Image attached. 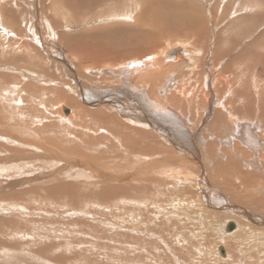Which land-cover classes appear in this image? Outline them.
Wrapping results in <instances>:
<instances>
[{
	"label": "rangeland",
	"instance_id": "1",
	"mask_svg": "<svg viewBox=\"0 0 264 264\" xmlns=\"http://www.w3.org/2000/svg\"><path fill=\"white\" fill-rule=\"evenodd\" d=\"M76 1L0 0V264H264V147L254 154L231 137L264 141V0H90L80 11ZM169 2L189 5L184 13L200 28L172 23L176 41L141 64L161 72L149 80L165 85L158 100L173 92L169 107L196 143L184 148L147 127L140 142L109 138V118L130 131L146 119L122 122L112 105L131 113L133 101L107 96L117 88L108 67L85 70L96 62L83 56L122 46L87 35L132 27L119 13L134 4L135 15ZM76 36L79 48L68 41ZM168 111L158 112L157 127L171 125ZM143 154L156 162L148 174L137 170Z\"/></svg>",
	"mask_w": 264,
	"mask_h": 264
},
{
	"label": "bare ground",
	"instance_id": "2",
	"mask_svg": "<svg viewBox=\"0 0 264 264\" xmlns=\"http://www.w3.org/2000/svg\"><path fill=\"white\" fill-rule=\"evenodd\" d=\"M82 2H79V1H76V11H80V6H82L83 4L85 5H90L91 2L90 0H81ZM160 2V1H159ZM81 3V5H80ZM83 3V4H82ZM4 4V3H3ZM171 3L169 2L168 4V9L165 11H161L159 8L160 5L156 4L155 5H151V4H144L145 8H141L140 11H136L135 15L133 14L134 13V8L137 7L136 4H134L133 7H130L132 8L131 10L129 9V11H126V13L124 12H121L119 13L120 15L122 14H125L124 18H122V20L124 21H128V20H131L132 19V22H133V25L132 27L130 26H126V25H123V24H119L116 25L118 27H114V28H110L108 32L106 33H102L100 34L99 32H101V30L99 31L98 29V33L97 32H91L87 35V33H85L88 37V41H92L95 45L96 43H119L120 46H122L120 52H118V50H116L115 48H112V47H108L109 51L108 50H105L103 52H101L103 49H100V50H94L92 51V53H88L87 55L83 56V58H87V60H89L90 58L94 59V61L96 62L95 64L93 65H90V66H87L85 67V70H90V68H95L96 71H100V70H103L102 68L106 69L105 67H108L107 70L109 71V74H111L110 76H112L113 80L111 77H109L110 79H107L108 81H112L111 83H113L115 85V87L117 86L116 89H114L115 91L112 92V93H108L107 96L109 95H112V96H116L118 100L119 97L123 98L124 100L126 98H128V101H133L132 105L131 106H134L135 109L133 112L131 113H127V112H123L122 110L121 111H118L120 110V107H122L121 105H124L126 103H120V105L118 104H115L114 103V106L112 105V103L110 105H112V107H115L113 109H108L107 111H114V112H119L118 116L120 118V120L124 123H127V124H130L129 122L130 121H133V118H135L136 122H141L142 119H146V125H138V128H135L133 131H130L128 125H124L123 123V126L121 125H118V121L114 118H109V123H110V127L107 129V134L109 135V138H112V139H115V138H120V139H123L122 137H124L123 134L121 133H125V138L127 137V140L128 141H131L132 143L135 142H140V138L141 136H143V134L145 135V133H143L141 130L142 129H151L153 132L156 133V135L158 134L160 137V133L161 131H167L166 134H165V138H169V140L172 138H174V141L175 139L177 141H179L180 143H182L184 145V148H185V145L187 146L186 148L188 147H194L192 145H194L193 143L195 142V136L194 134H192V131H191V128H189L187 125H186V122L183 120V119H180L179 115H178V111H173L170 109L169 106L171 105H174L175 107L177 106L176 102H175V97H174V94H172L173 92H171L167 97L168 99L164 102V104H161L158 100V94L160 91H163L165 92L164 90V84L163 86H161V84L159 85V87H157L156 85L150 83V81H153L154 78L158 77L159 74H161V72H157V71H153V72H149V71H145L144 68V65H142L141 63L144 64V61L141 62L142 60L144 59H149V60H153L152 59V56H156V53H158V50H163V49H166L165 48V45H169V44H172V41L175 40V38L177 37L176 33L177 31H175V29L173 28V24L172 23H175V25L177 24L178 26H184V25H188V27H190L191 29H195L196 26H197V18H193V15H185L184 13V9H187V8H190V6L186 5L184 8H183V5L182 4H173L174 6H171L170 5ZM136 6V7H135ZM140 6V5H139ZM171 6V7H170ZM162 7V6H161ZM159 8V13L157 14L156 12H154L155 9H158ZM139 9V8H138ZM179 12H182V13H179ZM117 15V14H115ZM79 19V18H78ZM120 19V18H119ZM112 20V19H111ZM78 21V20H77ZM65 27V26H64ZM173 29H172V28ZM197 28H200V25L197 26ZM196 28V29H197ZM104 30V29H103ZM97 31V30H96ZM103 32V31H102ZM181 33H179L180 35ZM80 35H81V32H80ZM84 35V34H83ZM84 35V36H86ZM51 36V35H50ZM82 36V35H81ZM61 37V36H60ZM64 37V35H63ZM62 37V38H63ZM66 37V36H65ZM67 38V37H66ZM86 38V37H85ZM84 38V40H85ZM52 39V38H50ZM87 40V39H86ZM187 40V39H186ZM68 41H75L76 42V47L79 48V46L81 45H77V43H81V38H79V36L77 37L76 36V39L73 38V37H70L68 38ZM176 41V40H175ZM178 41V40H177ZM184 41V40H183ZM68 42V43H69ZM83 42V41H82ZM189 42V41H188ZM65 43V42H64ZM87 43V42H86ZM84 43V44H86ZM110 43H109V46H110ZM177 43V42H176ZM184 43V42H183ZM192 43V42H191ZM83 44V43H82ZM67 45V44H66ZM89 45V44H88ZM118 45V46H119ZM113 46V45H112ZM114 47V46H113ZM188 47V46H187ZM74 48V47H73ZM76 48V50H77ZM100 48V47H99ZM105 48H107L105 46ZM69 49H72V48H69ZM85 49V47H84ZM168 49V47H167ZM73 50V49H72ZM71 50V51H72ZM79 50H83V49H79ZM182 50V49H181ZM166 51V50H165ZM77 52V51H75ZM79 52V51H78ZM101 52V53H100ZM178 52V51H177ZM199 52V51H198ZM163 53V52H162ZM176 53V52H175ZM182 53V52H180ZM77 54V53H76ZM84 54V52H83ZM155 54V55H154ZM93 55V57H92ZM126 55V56H124ZM177 55H179V53H177ZM29 56V55H27ZM77 57V56H76ZM171 57V56H170ZM124 58V59H122ZM158 58V57H157ZM176 57H174L173 59H175ZM180 58V57H179ZM77 59V58H76ZM92 59V60H93ZM155 59V57H154ZM166 59V58H165ZM169 59V58H167ZM177 59H178V56H177ZM183 59V58H182ZM40 60V59H39ZM79 60V59H78ZM108 61V62H106ZM155 61V60H154ZM168 61V60H167ZM81 62V61H80ZM85 62V61H83ZM88 62V61H87ZM166 63V62H165ZM80 64V63H78ZM91 64V63H90ZM77 65V64H76ZM183 67V66H182ZM148 68V67H146ZM151 68V67H150ZM169 69L170 67L167 65H165V69ZM79 69V68H78ZM153 69V68H152ZM92 70V69H91ZM94 72V73H97V72ZM152 71V70H151ZM78 72V71H77ZM83 73V72H82ZM103 74V72H102ZM101 74V75H102ZM105 74V72H104ZM164 75V74H163ZM81 76V75H80ZM103 76V75H102ZM115 79H114V77ZM151 78V79H150ZM155 78V79H156ZM159 78V77H158ZM100 79V78H99ZM105 78L102 80V83L103 81H107ZM150 80V81H149ZM157 80V79H156ZM218 80V79H216ZM192 81V80H191ZM207 81V80H206ZM214 81V80H213ZM101 82V81H99ZM171 82V81H170ZM217 82V81H216ZM160 83V82H159ZM157 84V83H156ZM173 84V83H172ZM78 85V84H77ZM113 85V86H114ZM154 85V86H153ZM192 86V85H191ZM78 87V86H77ZM113 87V88H115ZM154 87V89H153ZM179 87V86H178ZM183 87V86H182ZM180 88V90H178L177 88L175 89V91H178L177 93L179 94V98L182 100L184 99L185 95L184 93L187 92L185 87L184 88ZM79 88V87H78ZM113 88H110V90H107L108 92L109 91H112ZM207 88V86H206ZM164 89V90H163ZM214 89V88H213ZM99 90V89H98ZM206 90V89H205ZM209 90V88H208ZM153 91V92H152ZM80 92V91H79ZM150 92H152L150 94ZM192 92V91H191ZM158 93V94H157ZM176 93V92H174ZM189 94V93H188ZM234 94V93H233ZM95 95V94H94ZM151 95H156L157 96V100L156 99H153V97ZM177 94H175L176 96ZM203 95V94H202ZM216 95V94H215ZM214 95V96H215ZM93 96V95H92ZM101 96V95H100ZM162 95H160L159 99L161 100ZM213 96V97H214ZM90 97V96H89ZM163 97V96H162ZM187 97V96H186ZM194 98V97H193ZM191 98V99H193ZM215 98H217L215 96ZM236 98V97H235ZM100 99V98H99ZM200 98H198L199 100ZM228 99V98H227ZM239 99V98H238ZM181 100L179 102H181ZM186 100H188L186 98ZM183 101V100H182ZM192 101V100H191ZM238 101V100H237ZM243 101V100H242ZM85 102V101H84ZM104 102V101H103ZM116 102V101H114ZM119 102V101H117ZM190 101H186L185 103H189ZM193 102V101H192ZM228 102V101H227ZM234 102V101H233ZM195 103V102H194ZM197 103H201L200 101H198ZM209 103V102H208ZM214 103H217V102H214ZM232 103V102H231ZM128 104V103H127ZM185 104V105H186ZM193 104V103H192ZM222 104V103H221ZM72 105V104H71ZM143 105V112L142 110L141 111H135L136 109L137 110H140V106ZM182 105V104H181ZM201 105H203V103H201ZM224 105V104H223ZM79 106V105H78ZM188 106V105H187ZM195 106V105H194ZM221 106V105H220ZM199 107V105H198ZM77 108V107H76ZM109 108V107H108ZM133 108V107H132ZM178 108V107H177ZM187 108V107H186ZM190 108V107H188ZM193 108V107H192ZM192 108H190V110H188V115L192 116L193 117H196V116H193V111H192ZM220 108V107H218ZM169 109V111H168ZM202 109V107H201ZM77 110H80V109H77ZM76 111V117H78L79 115L77 114L78 112ZM104 110L106 109H103V110H100V111H97L95 113V117H99L101 114L103 115ZM133 110V109H132ZM203 110H204V107H203ZM67 111V110H65ZM160 111H168L169 114L173 115L174 117L171 119V121L169 122L171 125H167L166 128H160V127H157L159 126L158 123H156L158 120V117H159V113ZM202 111V110H201ZM213 111V109H212ZM217 111V110H215ZM226 111V109H225ZM129 112V111H128ZM203 112V111H202ZM208 112V111H207ZM205 112V113H207ZM65 113V112H64ZM70 113V111H69ZM79 113H82V112H79ZM94 113V112H93ZM186 113V112H185ZM195 113V112H194ZM210 113V112H209ZM220 113V112H218ZM226 113V112H225ZM228 113V112H227ZM65 114H68L65 113ZM83 114V113H82ZM168 114V115H169ZM232 114V113H231ZM251 114V113H250ZM92 115V113H91ZM129 116L128 118H130L129 120H126L124 119V116ZM186 115V114H185ZM198 115H200L198 113ZM218 115V114H217ZM223 115V114H222ZM190 116H189V121H190ZM219 116V115H218ZM232 116V115H230ZM73 117V116H72ZM102 117V116H101ZM149 117V119H151V121H147V118ZM161 117V116H160ZM22 118V117H21ZM117 118V119H119ZM197 118V117H196ZM229 118V117H228ZM106 119V118H105ZM231 119V118H229ZM69 120V119H68ZM116 120V121H115ZM224 120V119H223ZM160 122V121H159ZM177 122V123H176ZM200 122V121H199ZM202 122V121H201ZM219 122V121H217ZM163 123V122H162ZM211 123V122H210ZM134 124V123H133ZM157 126H156V125ZM167 124V123H166ZM176 124H180L183 128L181 130H179V128L175 127ZM247 124V123H246ZM106 126V125H105ZM108 126V125H107ZM180 126V128H181ZM197 126V125H196ZM231 126V125H230ZM147 127V128H146ZM186 127V128H184ZM213 127V126H212ZM226 127V126H225ZM168 128V129H167ZM227 128V127H226ZM148 129V130H149ZM239 129V128H238ZM244 129V128H243ZM247 129V128H246ZM144 130V131H145ZM147 130V131H148ZM223 130V129H222ZM250 130V129H249ZM252 130V129H251ZM151 131V132H152ZM164 131V132H165ZM209 131V129H208ZM150 133V131H148ZM135 133V134H134ZM194 133V132H193ZM233 133V132H232ZM236 133V132H235ZM226 134V133H225ZM224 134V135H225ZM239 135V134H238ZM241 135V134H240ZM239 135V136H240ZM146 137H149L150 140H153V136L152 135H147ZM171 137V138H170ZM218 137V136H217ZM224 137V136H223ZM231 137H232V140H236L237 142L243 144L244 146H246L247 148L250 149V152L252 151L254 154L255 152L258 151V149L264 147V141L263 140H258L256 141L255 140V137L254 135L248 134V132L245 134V135H242L240 139H237V135L235 136H232L231 134ZM108 138V137H107ZM159 138V137H158ZM156 139V138H155ZM199 139V138H198ZM202 139V137H201ZM78 140V139H77ZM126 140V139H125ZM161 140V139H160ZM209 140V139H208ZM143 141L144 143L146 142L144 139L141 140ZM235 141V142H236ZM151 142V141H150ZM173 142V141H172ZM143 143V145H145ZM175 143V142H173ZM196 143V142H195ZM202 143V142H201ZM151 144V143H150ZM167 144V143H166ZM177 144V143H176ZM175 144V145H176ZM229 144V142H228ZM234 144V148L236 151L239 150V146L238 144H235V143H232ZM171 145V144H170ZM178 145V144H177ZM181 145V144H180ZM263 145V146H262ZM226 146V145H225ZM241 147V146H240ZM141 148V146H140ZM181 148V147H180ZM148 149V148H147ZM151 149V148H149ZM183 149V148H182ZM243 149V148H241ZM138 150V146L137 147H130L129 148V152L130 154L131 153H136L135 151ZM174 150V149H173ZM244 150V149H243ZM149 151V150H148ZM159 151V150H158ZM176 151V150H175ZM246 151V150H245ZM245 151H243L245 153ZM142 152V151H141ZM155 152V150H154ZM247 152V151H246ZM140 153V152H139ZM143 153V152H142ZM145 153V152H144ZM153 153V152H152ZM199 153V152H198ZM205 153V152H204ZM239 153V152H238ZM262 153V152H261ZM137 154V153H136ZM188 154V153H187ZM193 154V153H191ZM142 155V154H141ZM144 155L143 154V160L145 159L144 158ZM264 155V154H263ZM262 155V156H263ZM252 156V155H251ZM254 156V155H253ZM258 156V155H257ZM261 156V157H262ZM140 157V156H139ZM166 157V156H165ZM164 157V158H165ZM177 157V156H176ZM260 157V158H261ZM132 158V157H131ZM232 158V157H231ZM258 158V157H257ZM256 158V159H257ZM139 160V159H138ZM142 160V161H143ZM146 160V159H145ZM197 160V159H196ZM67 161V160H66ZM147 161V164H141L143 168H137L138 172H142L145 174L147 173V170H150L151 168H154L153 165L156 163L153 162V161ZM165 161V160H163ZM252 161V160H251ZM128 162H129V158H128ZM151 162V163H149ZM159 162V161H158ZM157 162V164H158ZM167 162V161H165ZM179 162V161H177ZM176 162V163H177ZM230 162V161H229ZM136 163V162H135ZM134 163V164H135ZM182 163V162H181ZM62 164V163H61ZM140 164V163H139ZM161 164V163H160ZM164 164V163H162ZM168 164V162H167ZM170 164L174 165V161L170 162ZM118 165V164H117ZM171 165V166H172ZM181 165V164H180ZM195 165V164H194ZM155 166V165H154ZM164 166V165H162ZM161 167V166H160ZM169 167V166H167ZM165 166V168H167ZM156 168V167H155ZM162 169V168H161ZM176 169V168H175ZM180 169V168H179ZM182 169V168H181ZM185 169V168H183ZM152 170V169H151ZM186 170V169H185ZM165 171V170H164ZM153 172V171H152ZM260 172V171H259ZM128 173V172H127ZM132 173V172H131ZM139 174V173H138ZM144 174V175H145ZM148 174V173H147ZM163 174V173H162ZM141 175V174H140ZM172 175V174H171ZM263 175V174H262ZM132 176V175H131ZM143 176V175H142ZM151 176V175H150ZM138 177V176H137ZM141 177V176H140ZM130 178V177H129ZM128 178V179H129ZM144 178V177H143ZM100 180V179H99ZM124 180V179H123ZM135 181V180H134ZM133 181V182H134ZM58 183V182H57ZM132 189V188H130ZM134 191V190H133ZM263 191V190H262ZM206 203V202H205ZM232 210V209H231ZM229 224H232V223H229ZM227 225V224H226ZM233 225V229L231 231H233L235 229V226L234 224ZM237 226V225H236ZM226 229H227V226H226ZM228 231V230H227ZM231 231H228L229 233H231ZM227 239H225L226 241ZM228 241V240H227ZM222 248V247H221ZM223 250V248H222ZM219 252V251H218ZM226 254V252H225ZM225 254H224V250H223V255L221 257H225Z\"/></svg>",
	"mask_w": 264,
	"mask_h": 264
},
{
	"label": "water",
	"instance_id": "3",
	"mask_svg": "<svg viewBox=\"0 0 264 264\" xmlns=\"http://www.w3.org/2000/svg\"><path fill=\"white\" fill-rule=\"evenodd\" d=\"M65 113H67V111H64ZM233 229V225L232 224H228L227 225V230L231 231ZM219 254L222 256L223 255V250L221 247L218 248Z\"/></svg>",
	"mask_w": 264,
	"mask_h": 264
}]
</instances>
